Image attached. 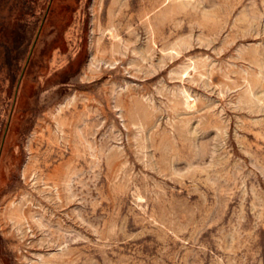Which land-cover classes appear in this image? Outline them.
<instances>
[{
  "label": "rangeland",
  "instance_id": "rangeland-1",
  "mask_svg": "<svg viewBox=\"0 0 264 264\" xmlns=\"http://www.w3.org/2000/svg\"><path fill=\"white\" fill-rule=\"evenodd\" d=\"M0 264H264V0H0Z\"/></svg>",
  "mask_w": 264,
  "mask_h": 264
}]
</instances>
